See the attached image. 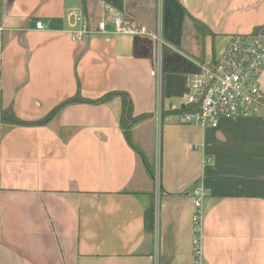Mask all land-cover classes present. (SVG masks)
Returning a JSON list of instances; mask_svg holds the SVG:
<instances>
[{
    "label": "crops",
    "instance_id": "obj_1",
    "mask_svg": "<svg viewBox=\"0 0 264 264\" xmlns=\"http://www.w3.org/2000/svg\"><path fill=\"white\" fill-rule=\"evenodd\" d=\"M158 1L0 0L2 109L32 121L77 92L106 96L67 104L44 124H0V264H194L198 188L202 264H264V117L222 118L213 128L166 114L156 127L159 95L162 112L185 105L184 94L161 96L150 74L152 39L114 33L111 23L97 31L106 5L153 29ZM179 2L212 32L199 36L187 17L194 64L219 55L231 35L264 29V0ZM79 14L88 32L72 41ZM178 83L170 79L167 89L178 91ZM259 85L264 91V67ZM120 91L134 116L151 114L131 128L130 142L151 133L159 148L153 178L120 128Z\"/></svg>",
    "mask_w": 264,
    "mask_h": 264
},
{
    "label": "built area",
    "instance_id": "obj_2",
    "mask_svg": "<svg viewBox=\"0 0 264 264\" xmlns=\"http://www.w3.org/2000/svg\"><path fill=\"white\" fill-rule=\"evenodd\" d=\"M157 9L155 27L149 29L122 10L106 5L104 17L97 23V31L107 33L106 25L111 23L114 33L129 36L145 35L151 38L154 53L150 74L160 86L163 67L162 47L165 44L161 34L162 0L158 1ZM74 18L77 25L70 30L72 41L81 40L88 32L84 17L79 14ZM35 27L43 29L44 24L37 21ZM195 65L198 69L186 75L187 91L183 95L184 105L191 109L175 114L179 124L215 128L222 118L264 117V91L259 85V77L264 67V29L260 28L250 34L231 35L219 55ZM155 119L159 127L163 119L160 95ZM203 196L201 188L196 189L192 196L194 264H202L200 242Z\"/></svg>",
    "mask_w": 264,
    "mask_h": 264
},
{
    "label": "trees",
    "instance_id": "obj_3",
    "mask_svg": "<svg viewBox=\"0 0 264 264\" xmlns=\"http://www.w3.org/2000/svg\"><path fill=\"white\" fill-rule=\"evenodd\" d=\"M191 17L187 10L183 7V5L179 2V0H162V11H161V34L165 44L162 47V54L164 55V60L166 65L162 67V83H161V96L167 97L173 94H185L187 89L185 86L186 75L192 73L198 69V67L194 64H190L188 62H179V59L174 52H171V49L168 48V45L179 47L180 38L182 36V28L184 24L185 17ZM194 22V28L199 36H205L206 34H212V32L202 23L192 18ZM258 29H254L253 32ZM167 44V45H166ZM174 60V61H173ZM178 61V62H177ZM172 79L174 82H179L178 91L170 92L167 89V85L169 80ZM184 84V85H183ZM184 86V87H183ZM121 98V112L119 118L120 128L124 132V136L127 142H130V131L131 128L145 120L148 119L151 114L150 113H142L134 116L132 112V101L129 95L126 92H117ZM106 99V96H103L99 99H84L80 97L77 92L75 96L71 98H66L62 102H60L47 116L32 120V121H24L18 119L13 111L10 108L2 109L0 107V124H12V125H37L44 124L48 121L49 117L56 115L65 105L72 103H90L96 104ZM191 109L189 106H184L176 110H170L166 112H162V117H165L166 114H177L182 111H186ZM138 152V151H137ZM140 156V161L143 164L146 172L149 174L151 178L154 176V170L152 165H150L145 157L142 156L138 152ZM144 223L147 229L153 228L154 224V207L153 204L150 203L148 207L145 208L144 211Z\"/></svg>",
    "mask_w": 264,
    "mask_h": 264
},
{
    "label": "rangeland",
    "instance_id": "obj_4",
    "mask_svg": "<svg viewBox=\"0 0 264 264\" xmlns=\"http://www.w3.org/2000/svg\"><path fill=\"white\" fill-rule=\"evenodd\" d=\"M155 7H156V10H158L157 9V2H156ZM150 25H152V23H150ZM150 27H155V24H154V26H150ZM183 27H184L183 28L184 31H182V33L184 35L182 34L183 36H181V38H180L179 47L183 48L184 53L182 51H178L179 47H174V50L172 52H174V54H176L177 57L179 59H181V60H179V62L182 61L184 63L188 62L190 64H194V61L196 60V57H195L196 55L191 54L192 52H189V51H192V49L190 50V48H192V46L190 44H191V42L193 43V38H192L193 37V29H192L191 22L189 21V19H187V17L184 18V26ZM196 45L198 46V42H196ZM198 56L200 57V54H198L197 57ZM170 62H172V61H170ZM170 62H166L164 60V55H163V65H166L165 63H170ZM174 103L178 104V101H174ZM157 124L158 123L156 121V127H157ZM144 127L149 129L147 124ZM142 131L143 132H137V135L139 137H137L135 135L132 136L131 142L134 145V147L137 149V151L140 154H142L143 157H145L147 159V161L150 165H152L155 173H157V171L159 169V148L155 142L154 143L152 142V139H151L152 135L149 132V130H142ZM157 135H158V132H157L155 137H157ZM155 139H154V141H155ZM156 184H157V182H156Z\"/></svg>",
    "mask_w": 264,
    "mask_h": 264
}]
</instances>
